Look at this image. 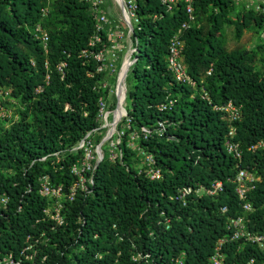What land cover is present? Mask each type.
Wrapping results in <instances>:
<instances>
[{"label":"trees","instance_id":"1","mask_svg":"<svg viewBox=\"0 0 264 264\" xmlns=\"http://www.w3.org/2000/svg\"><path fill=\"white\" fill-rule=\"evenodd\" d=\"M194 9L196 22L183 35L193 87L177 83L167 63L171 38L188 21L184 3L173 12L159 0L140 3L135 86L127 94L132 122L119 145L122 157L104 156L90 192L64 202L67 226L50 233L44 210L51 202L40 195L39 180L48 175L68 192L76 181L72 167L84 157L83 149H73L99 127L102 75L92 78L95 64L81 58L95 21L80 0H0V113L6 115L0 117V195L9 198L0 210V259L19 255L29 235L47 230L52 241L42 249L49 259L42 263L40 254L35 264H209L231 218L244 216L248 229L264 233V148L248 150L264 140V58L261 68L257 63L264 45L228 51L222 40L227 25L238 39L263 29L264 13L237 10L234 0H195ZM39 24L50 36L46 50L35 37ZM169 95L174 107L159 112ZM7 100L19 105L17 117L9 119ZM230 101L242 111L234 124L241 162L227 152L230 123L217 110ZM143 128L151 130L147 139ZM132 133L140 135L138 148L153 155L161 180L136 170ZM240 169L260 178L248 195L249 213L236 193ZM215 182L224 187L217 196L193 195L187 206L175 200L185 187L209 189ZM224 254V264H264V250L244 241H230Z\"/></svg>","mask_w":264,"mask_h":264},{"label":"built area","instance_id":"2","mask_svg":"<svg viewBox=\"0 0 264 264\" xmlns=\"http://www.w3.org/2000/svg\"><path fill=\"white\" fill-rule=\"evenodd\" d=\"M89 6L91 16L95 21V33L91 36L88 45L81 52V58L85 63L95 64V71H91L89 75L94 78L97 75H102L97 89L103 93L99 100L98 123L99 127L90 132L73 150H84L83 159L79 160L72 167V173L76 177L73 186L66 192L64 184H55L51 181L48 175H44L39 180V193L42 197L48 199L51 203L44 210L45 223L47 230L50 233H56L60 228L67 226L68 222L64 215L65 201L72 202L75 200L78 192L89 193V187L94 185V173L98 165L104 159V154L99 151V146H95L93 136L97 132L107 131L108 136L105 142L112 140L115 135L119 136L120 141L116 144L113 143V149L110 152V160L115 161L122 153L119 150L121 139L123 138L126 130L131 128V119L129 111L126 109V97L128 94L126 79L132 66L136 63L137 59V41L131 40L135 35V29L140 24L139 18V5L145 0H115L116 4L123 13V20L114 19L110 16V11L106 7L105 0H80ZM169 12H173L180 3H184L188 21L184 22L177 30L175 35L171 38L168 47L167 63L168 67L174 77V80L179 84L188 86H195L194 81L191 79L187 72L184 63V49L185 41L183 35L186 31L190 30L196 22V14L194 9L195 0H159ZM237 5L243 2L246 9H253L257 12H264V7L260 4L255 5L257 0H234ZM43 16L49 14V7L42 10ZM35 37L43 44L44 49H47L50 36L42 25H37L34 29ZM135 37V36H134ZM130 39V50L126 53L121 60V53L123 51L122 42ZM130 62L129 69L125 71L126 61ZM65 64H62L61 68ZM125 73V74H124ZM125 76L124 81L122 76ZM210 74V72H209ZM40 91V90H39ZM11 91L6 92L9 95ZM114 95V98L113 96ZM109 101V104H108ZM111 102V103H110ZM176 100L169 95L165 101L157 105V109L161 113L172 110ZM218 111L223 113V117L230 123L228 132V140L226 142L227 152L237 159L242 161L243 151L240 143L235 141L236 127L235 123L241 121L242 111L241 108L235 105L232 101L217 108ZM122 112V118L116 120L115 113ZM5 113H0V117H5ZM119 126L122 129L119 130ZM158 132L164 134L166 131V121H160L158 124ZM151 134L148 128L142 129V135L145 139ZM140 137L137 133H132L130 139L137 140ZM133 147V146H132ZM134 148V147H133ZM264 148V140L259 141L249 147V151L256 152ZM141 153L144 164L145 173L151 180H161L162 173L160 169L155 167V159L153 155L148 154L138 148ZM260 181L254 173L240 169L236 177V193L239 200L242 202L243 210L249 213L253 210L251 203H249L248 195L251 190L255 189L256 183ZM223 183L215 182L211 188L194 189L192 187H185L180 190L175 196V200L180 201L184 206H187L191 196H202L207 194L211 197L217 196L223 192ZM9 203V198L5 195H0V210L6 209ZM223 213L227 212V208L222 209ZM42 230L37 235H29L24 249L19 255L9 254L0 259V264H35L37 257L41 254L42 263L49 259L48 252H43L42 248L50 246L51 238L48 236V231ZM229 234L220 238L217 241L214 253L210 257L209 264H224L225 254L224 247L230 241H244L258 246L264 250V233H255L248 229L247 221L244 216L231 218L229 222ZM58 247L54 244L53 248ZM83 250V247L81 248ZM65 254V252H63ZM140 256H135L134 260H138ZM253 264V261H251Z\"/></svg>","mask_w":264,"mask_h":264},{"label":"rangeland","instance_id":"3","mask_svg":"<svg viewBox=\"0 0 264 264\" xmlns=\"http://www.w3.org/2000/svg\"><path fill=\"white\" fill-rule=\"evenodd\" d=\"M106 2V7L108 8V10L110 11V16L113 17L114 19H121L123 20V13L122 10L120 9V7L117 6L115 0H105ZM262 5L264 7V0H257L255 5ZM243 8H246L245 6H237V10H242ZM264 13V12H262ZM235 16V14L233 15ZM131 40H134L136 42V39L134 36H132ZM222 40L224 42V46L226 48V50L228 51H233V50H237V49H245V50H256L258 46L260 45H264V27L261 30L258 29H251V30H247L245 31L244 35L238 39L236 37L235 34V28L234 26L231 25H227L224 28V31L222 33ZM123 44V51L121 53V60L123 59L124 55L126 53H128V51L130 50V45H131V41L130 39H126L122 42ZM264 58V56L262 54H259L258 56V68H261L262 63L260 62V60H262ZM126 85H127V90L131 91L134 86H135V80H134V75L132 73V69L130 70V72L128 73L127 79H126ZM114 98V95H112ZM8 105L7 108L5 109L8 113L9 119H12L13 117H17L16 116V110L18 109L19 105L12 101V100H7ZM111 103V102H110ZM109 104V101H108ZM126 109L130 112L132 110V105H131V101L128 99V96L126 98ZM99 136H102V141L100 142V144H97V138ZM108 136V132L107 131H103V132H97L94 137V143L95 146H100L102 144L101 147V151L104 155H110L111 154V150L113 149L114 144L118 143L120 141L119 136L115 135L112 140L105 142L106 138ZM131 140V139H130ZM122 141V139H121ZM103 145L104 149H103ZM130 145L133 146L137 152L136 154V170L139 173L144 174L145 173V164H144V160L143 157L141 155V153L138 150V143L136 142V140H131L130 141ZM115 151V153H117L116 149H113Z\"/></svg>","mask_w":264,"mask_h":264},{"label":"bare ground","instance_id":"4","mask_svg":"<svg viewBox=\"0 0 264 264\" xmlns=\"http://www.w3.org/2000/svg\"><path fill=\"white\" fill-rule=\"evenodd\" d=\"M129 66H130V62L127 60L126 63H125V71H127L129 69ZM124 74L122 76V80L123 81H124V78H125ZM115 118H116V120H119L120 118H122V112H116L115 113Z\"/></svg>","mask_w":264,"mask_h":264},{"label":"crops","instance_id":"5","mask_svg":"<svg viewBox=\"0 0 264 264\" xmlns=\"http://www.w3.org/2000/svg\"><path fill=\"white\" fill-rule=\"evenodd\" d=\"M246 3H247V2H243V3L241 4V6H245ZM237 6H240V5H237Z\"/></svg>","mask_w":264,"mask_h":264},{"label":"water","instance_id":"6","mask_svg":"<svg viewBox=\"0 0 264 264\" xmlns=\"http://www.w3.org/2000/svg\"><path fill=\"white\" fill-rule=\"evenodd\" d=\"M102 144L99 146V151H101Z\"/></svg>","mask_w":264,"mask_h":264}]
</instances>
